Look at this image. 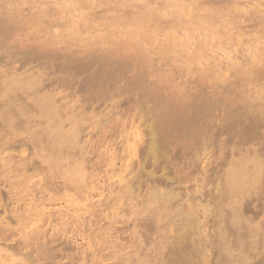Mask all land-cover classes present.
Returning <instances> with one entry per match:
<instances>
[{"label":"rangeland","instance_id":"obj_1","mask_svg":"<svg viewBox=\"0 0 264 264\" xmlns=\"http://www.w3.org/2000/svg\"><path fill=\"white\" fill-rule=\"evenodd\" d=\"M3 9L0 264H264L258 22L100 45L61 4Z\"/></svg>","mask_w":264,"mask_h":264},{"label":"bare ground","instance_id":"obj_2","mask_svg":"<svg viewBox=\"0 0 264 264\" xmlns=\"http://www.w3.org/2000/svg\"><path fill=\"white\" fill-rule=\"evenodd\" d=\"M47 3L61 4V6L63 5L64 7H67V14H69L68 20L70 23L73 24L75 22H82L81 24L84 27L86 26L85 30H88L87 28L89 27V30L92 29L96 32H99L98 36L96 35V41H98L100 45L108 43L109 40H112L111 42L114 41L118 43L133 41L135 39L137 40L138 37H142V39L145 37L147 40L154 39L153 36L155 34L157 35L159 32L166 33L172 29L173 25L171 24L174 22V20H178V17H181L184 21L185 17H182V15L189 13H191L190 18H192V21L196 20L197 23L198 21L200 22L204 19L211 20L212 24L214 21L219 22L220 20L221 25L224 21L230 24L229 21H232V19H234L233 17H236V23L237 19L239 23V18H242L243 22L247 18L245 21H247L249 24V17V21L252 23L254 21L258 22L257 25H261L262 28H259L258 26L257 27L259 29H264V0H0V9L2 10L3 7L9 6L12 8L11 10L15 9L16 12H20L26 7V9L32 11L31 13H33V10L39 11L38 9H40V6ZM216 3L218 6H216ZM223 5H225L226 8L228 7L230 11L226 10ZM221 6H223V8ZM173 7L177 8L176 11L173 10ZM234 11L237 12V14ZM231 13H235V16ZM178 14H181V16ZM216 14H218V16L220 15L224 21L221 22V18L219 19L218 16L217 19L219 20H217ZM246 14L249 16L247 15L248 17H244ZM242 20L240 22H242ZM158 22L160 24L163 23V25L158 24ZM238 23L237 26L241 24ZM248 24H246V29L249 28ZM184 25L181 22L180 27L182 28ZM214 25L216 24L214 23ZM249 25L250 27L256 26V23ZM225 26L229 27L230 25ZM225 26L222 27L225 28ZM232 26L235 31L237 28L236 24ZM231 28L232 27L230 26L228 30ZM243 28L244 27H241V29ZM241 29L237 30L241 31ZM251 29L248 32L247 30H244L245 34L242 38L244 39L245 35L247 34L250 36V38L252 36L254 39L253 41L255 42V39L256 41L259 39L257 36L258 33L255 32L256 29L254 30L253 28V31ZM261 31L262 30H260V35H262V38L260 39H263L264 32L261 34ZM82 33H84V31ZM159 35L161 36V34ZM241 36L242 35H240V38ZM249 39L246 40L249 41ZM231 40L232 38L230 41ZM246 40L245 42H247ZM154 129H156L155 126ZM153 143H151L152 146L154 145ZM231 173L233 174L232 186L234 190H239L242 188L244 183L249 179V175L243 167L236 168V166H234L231 168ZM68 177L71 178V175ZM234 221L236 222L237 218H234Z\"/></svg>","mask_w":264,"mask_h":264}]
</instances>
